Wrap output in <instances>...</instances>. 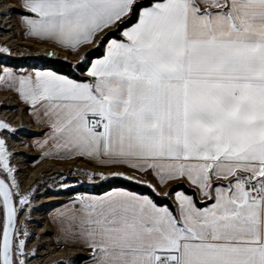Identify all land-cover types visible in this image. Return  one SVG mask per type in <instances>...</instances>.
<instances>
[{
	"label": "snow or ice",
	"instance_id": "obj_1",
	"mask_svg": "<svg viewBox=\"0 0 264 264\" xmlns=\"http://www.w3.org/2000/svg\"><path fill=\"white\" fill-rule=\"evenodd\" d=\"M19 5L24 36L78 58L0 66V85L46 126L43 157L87 160L73 179L108 185L51 214L57 241L87 254L53 264H264V0ZM12 155L0 138V264H28L20 213L35 188L21 190Z\"/></svg>",
	"mask_w": 264,
	"mask_h": 264
},
{
	"label": "rangeland",
	"instance_id": "obj_2",
	"mask_svg": "<svg viewBox=\"0 0 264 264\" xmlns=\"http://www.w3.org/2000/svg\"><path fill=\"white\" fill-rule=\"evenodd\" d=\"M18 1L0 0V13L9 8L13 9L8 16L0 14V33L8 35L4 41L2 35H0V47L6 46L10 50L9 53L0 54V66L14 69L41 66L40 61L42 58L50 57L45 55L47 52L55 53V56L51 57L64 59L67 56L66 53L55 48L34 44L28 37L23 35V29L18 23V12L20 11ZM76 59L70 60L75 61ZM0 97H5L0 99V120H4L17 129L14 133L0 131V138L6 140L8 151L13 154L10 163L18 170L15 175L20 183L21 190H29L30 186L35 188L31 199L32 208H25L24 212L20 213L21 219H25V213L29 214L25 220L30 232L27 249L32 250L35 248L36 252L35 256L29 259L28 264H53V262L71 255V253H67L68 250H74L75 253H79L80 250L61 245L56 241L50 224V210L69 201L75 193L83 192L71 193L77 187H89L91 185L86 180L83 183L76 182L69 169L77 167L92 168L81 159L58 162L34 153L33 140L41 132L33 130L32 120L27 116L29 114L28 106L19 101L13 90L3 85H0ZM60 172H63L67 177L66 183L74 184L73 188H59L60 177L57 173ZM50 177L52 179H49ZM50 196L60 198L45 201V198ZM41 228L43 229L42 232H40ZM50 246L53 248L50 249ZM52 251H63L64 255L54 256ZM82 255L86 256L87 254ZM83 262L84 260L80 259L77 264Z\"/></svg>",
	"mask_w": 264,
	"mask_h": 264
},
{
	"label": "crops",
	"instance_id": "obj_3",
	"mask_svg": "<svg viewBox=\"0 0 264 264\" xmlns=\"http://www.w3.org/2000/svg\"><path fill=\"white\" fill-rule=\"evenodd\" d=\"M18 3H19V1H18ZM28 39H29L30 41L34 42V44H38V45H40V46H47V47L55 48V49L58 50V51H61V52H63V53H66V55L68 56V60H69V61H71L70 59L78 58L77 56H74V55L70 54L67 50L61 49V48L55 46V45L52 44V43H43V42H38V41H36L35 39H31V38H28ZM86 47H91V46L89 45V46H86ZM81 51H83V49H81ZM71 57H72V58H71ZM27 116L32 120L31 124H32V126L34 127L33 130H39V131L41 132V134L38 135L37 137H35L34 140H33L34 153L41 155V152H40V150H39V148H38V146H37V144H36L35 142H37V141H41V140L44 139V132L46 131V126L41 125L40 123H38V122L34 119V117L30 114V112H29V114H28ZM46 158H49V159H52L53 161H58V162H61V161H68V160H73V159H58V158H53V157H46ZM81 160H82V161H85V162H86L91 168H95V167H96L95 165L89 163L87 160H84V159H81ZM98 170H99V169H98ZM105 170H107V169H105ZM149 179H151V177H149ZM165 187H167V186H165ZM159 190H160V191H163L164 189H163V188H160ZM77 193H89V192H77ZM77 193H75L74 196H75ZM89 194H94V193H89ZM67 202H68V201H67ZM67 202H66V203H67ZM64 204H65V203H64ZM64 204H62V205H60V206H57V207L53 208L52 210H50L49 218H50V216H51L52 213H54L57 209L61 208ZM50 224H51V227H52V229H53V231H54V235H55V238H56V229L53 227V225H52V223H51V219H50ZM56 241H57V238H56ZM57 242H58V241H57ZM58 243H59V242H58ZM59 244H61V245H65V246H68V245H66V244H64V243H59ZM68 247H70V246H68ZM72 248H74V247H72ZM76 249L80 250L79 253L86 254V253H83L81 249H79V248H76ZM82 264H85V261H84Z\"/></svg>",
	"mask_w": 264,
	"mask_h": 264
},
{
	"label": "trees",
	"instance_id": "obj_4",
	"mask_svg": "<svg viewBox=\"0 0 264 264\" xmlns=\"http://www.w3.org/2000/svg\"><path fill=\"white\" fill-rule=\"evenodd\" d=\"M93 55H95V51L93 53ZM41 62V66H50V67H59L62 66L64 64V59L61 58H55V57H45L42 58ZM117 184H127V182H122V181H117L115 182ZM129 187H132L134 190H138V191H142V192H149L150 190L147 188H141L139 186L136 185H127ZM108 187L106 182H101L100 187H95L93 185L88 186H79L77 187L75 190H73L71 193H75L77 191H83V192H89V193H94V194H99L102 190H106ZM183 188L185 191H189L190 193V189L188 188V186L185 185H181L180 187H173V191L175 190H180V188ZM165 203H170V201H163Z\"/></svg>",
	"mask_w": 264,
	"mask_h": 264
},
{
	"label": "bare ground",
	"instance_id": "obj_5",
	"mask_svg": "<svg viewBox=\"0 0 264 264\" xmlns=\"http://www.w3.org/2000/svg\"><path fill=\"white\" fill-rule=\"evenodd\" d=\"M0 35H2V40L4 41V40H6V37L8 36V35H6V34H2V33H0ZM21 51V50H20ZM3 98H5V97H0V99H3ZM7 98V97H6ZM24 148V147H23ZM60 197H55V196H50V197H47V198H45V201H51V200H58ZM43 231V229L41 228L40 229V232H42ZM46 240H48L47 238H45ZM50 249L51 248H53V247H49ZM52 253H53V255L55 256V255H57V256H60V255H64V252L63 251H52ZM67 253H75V251L74 250H68V252Z\"/></svg>",
	"mask_w": 264,
	"mask_h": 264
}]
</instances>
